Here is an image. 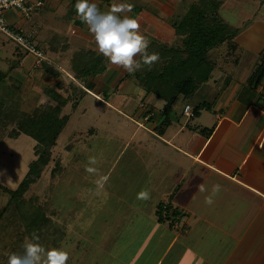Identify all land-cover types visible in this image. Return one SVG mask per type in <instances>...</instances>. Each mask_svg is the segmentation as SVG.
I'll use <instances>...</instances> for the list:
<instances>
[{
	"label": "rangeland",
	"instance_id": "obj_1",
	"mask_svg": "<svg viewBox=\"0 0 264 264\" xmlns=\"http://www.w3.org/2000/svg\"><path fill=\"white\" fill-rule=\"evenodd\" d=\"M150 2L154 3L163 14H167L173 10L176 0H150ZM45 5L40 9H35L30 18L23 17L15 8L5 10L4 17L10 26L24 34H31L35 38L34 42L36 44L38 42L44 48L50 61L56 62L57 66L62 69L64 79L67 80L73 75L68 63L72 54L81 46L71 47L66 42L74 33V24L69 20L68 23L61 20H56V23L51 22V27L47 28L48 31L36 32L34 35L36 30L34 19L42 14L40 10L44 9ZM259 5V1L254 0H225V18L230 24L239 26L236 39L242 45V58L236 79H242L244 74L250 75L251 70L259 61L258 52L261 51L260 48L264 43V4ZM242 19H244L243 23L239 22ZM155 23H158V31L154 32V27H152L151 34L158 35L162 32L169 34L171 31L168 28V32L165 23L161 21ZM64 33L67 38L64 37ZM16 47L18 46L13 40L0 34V70L5 71L13 59L18 57L19 51ZM91 50L98 53L93 48ZM28 58L29 54L25 55L21 59L22 63L25 62V66L21 65L9 74L13 79L21 82L26 98V102L25 99L22 102V108L31 111L34 103L39 99L44 83L48 81L55 85L60 78L47 77L44 79L46 75L43 76L37 66L28 70V62L26 63ZM74 60L77 61L76 58ZM114 66L111 65L114 68L113 71L110 69L105 75L99 77L98 90L95 91L98 94L93 92L84 94L58 136L56 146L52 148V157H54L71 138L80 137L71 151H62L65 171L56 179L58 183L54 195L56 214L52 216L51 227L49 226L39 242L45 248H60L66 251L69 254L67 264H121L118 261L125 262V264H156V259L153 257L158 253L157 246L161 249L159 256L164 248L163 240H158V238H168L170 234L167 231L170 227L168 222L164 223L165 228L162 229L155 220L157 218L153 213L156 210L155 200L138 198L137 191L151 193L153 185L150 180L148 181L150 187L143 181H140L138 185L135 183L137 175L141 180L143 177H150L151 171L154 174L156 168L165 162L160 164L156 158L150 160L152 158L150 156V159H146L141 167L138 166L139 163H136L135 167L136 150L133 145L122 148L123 142L130 134L132 137L136 135V138L148 136V133L146 134L137 127V123L129 119V115L137 117L139 111H143L139 107L137 95L143 97L144 93L129 79L118 85L119 79L126 71ZM28 71L30 76L26 74ZM222 74V69L216 68L209 82L204 84V88H207L206 85ZM102 83H104L103 86ZM105 92V97L110 99L112 107L114 104L117 106L127 100V108L124 107L123 110L126 109L125 112L129 115L118 113L116 107L113 109L107 107L103 95ZM198 100V97H195L191 102L194 104ZM155 102V108L161 109L163 102L158 99ZM180 103L181 99L177 100L172 109L167 112V115L175 120L170 127L173 131L179 127L175 113L179 110ZM143 105L147 107L146 103ZM205 116L209 121L212 120V113L204 109L199 115L187 118L186 121H189V126L194 128V132L200 133L202 124L204 125L207 121L202 122ZM177 117L183 120L180 115ZM142 119L143 117H140L138 120L143 121ZM142 123L144 124V121ZM91 129L93 132L89 133ZM148 141L152 142L150 138ZM34 143L35 140L25 134H21L17 139H11L5 135L4 129L0 128V211L2 212L0 217V264H7L9 253H22V245L26 238L28 239L17 218L10 211H4V205L8 199L9 190L19 184L28 171L29 162L34 159ZM74 154L77 157L82 155L83 158L79 157L80 160H78ZM90 157H96L98 164L89 165ZM86 166L96 167L99 171L96 174L89 173ZM139 169L143 173L139 172ZM47 180L54 182L48 174L45 182ZM37 192L36 186L31 185L26 198L34 196ZM147 214L149 220L146 224H142L144 215ZM143 225L145 227L142 228ZM147 238L151 239L147 242L148 245L139 247L140 240ZM134 253L138 254V258L131 256ZM144 256L149 258L144 260ZM161 264L191 263L166 259Z\"/></svg>",
	"mask_w": 264,
	"mask_h": 264
},
{
	"label": "crops",
	"instance_id": "obj_2",
	"mask_svg": "<svg viewBox=\"0 0 264 264\" xmlns=\"http://www.w3.org/2000/svg\"><path fill=\"white\" fill-rule=\"evenodd\" d=\"M90 2L96 4L97 0ZM71 3L72 0H46L44 9L40 10L42 14L34 19V35L36 32L48 31L50 23H56V20L68 23ZM107 7L103 6L100 10H110ZM134 19L140 24L142 17ZM155 22L153 26L157 32L158 23ZM69 38L66 42L71 47L80 45L81 48L91 47L96 50L95 42L84 22L80 26L74 24V33ZM263 45L264 43L262 47ZM27 62L28 70L39 67L31 54ZM239 64L232 69L231 83L218 96H215L212 89L214 82L206 85L207 88L204 85L201 88L204 98L212 102L209 109L212 120L209 121L205 116L202 121L207 120L202 128H211L208 135L189 128L188 120L186 121L188 117L182 111L183 101L175 113L179 127L175 131L170 128L175 121L171 117V124L163 134H158L154 128L164 114L154 106L158 99L155 95H137L139 107L143 109L137 117L129 115L125 112L126 109L123 110L124 107L127 108V100L112 107L110 99H104L107 107H116L118 113H127L139 129L148 133V136L139 138L130 134L123 142V149L133 145L136 150L135 167L136 163L141 167L150 156V160L156 158L160 164L165 162L156 168L154 174L151 171L150 177H143L141 180L137 175L135 183L138 185L140 181L148 183L150 180L153 187L149 198L155 200V206L162 201L183 213L173 227L167 230L170 237L167 235L168 238H158L163 240L164 248L159 256L161 249L157 246L158 253L153 257L156 264H161L166 259L174 262L188 261L191 264H264V98L258 99V95L262 96L264 93V78L261 86L252 90L246 86L249 74L236 79ZM20 65L25 66V62L21 61ZM110 69L114 70L110 66L101 76ZM45 78L47 79L46 76ZM140 117H143L144 124L138 120ZM149 138L152 142L148 141ZM139 172L143 173L141 169ZM201 184L206 189L203 192L199 191ZM215 184H219L221 190L213 197L214 202L208 205L205 198L211 195ZM151 185L148 183V187ZM140 192L142 191H137V195ZM144 216L142 224L149 220L148 214ZM164 223L166 222L157 221L162 229L165 228ZM150 241L148 238L140 240L139 247L148 245L147 242ZM134 254L131 256L138 258V254ZM148 258L144 256V260ZM118 263L125 264L121 261Z\"/></svg>",
	"mask_w": 264,
	"mask_h": 264
},
{
	"label": "trees",
	"instance_id": "obj_3",
	"mask_svg": "<svg viewBox=\"0 0 264 264\" xmlns=\"http://www.w3.org/2000/svg\"><path fill=\"white\" fill-rule=\"evenodd\" d=\"M254 1H259L260 5L264 4V0ZM76 2L77 0H72L68 16L70 21L80 26L83 22L76 14L74 7ZM121 3L133 6L131 12L123 13L124 15L143 18L140 22V33L150 41L147 51L158 53L160 57L150 68L144 66L135 73L126 71L118 83L119 85L128 79L132 80L144 96L153 94L163 102L161 111L164 117L155 126V132L163 134L171 124L172 118L167 112L177 100L183 101V108L189 105V113H184L188 118L199 115L203 109H211L212 102L204 98L202 86L209 81L213 71L220 68L223 74L213 80L212 89L215 96L221 94L231 83L232 69L242 58V46L236 39L239 26L226 20L225 0H176L173 10L167 14H163L150 0L96 2L100 9L106 5L111 9ZM153 20L165 23L167 30L168 28L171 30L170 32L168 30L169 35L163 32L155 34L156 36L154 33L151 34L150 29L154 27L155 22ZM242 21L244 19L239 22L243 23ZM37 45L40 46L38 42ZM16 49L19 51L18 57L13 59L5 71L0 70V128L4 129L5 135L11 139H17L21 134L33 138L34 159L29 162L28 171L19 184L9 190L4 211H10L17 218L29 240L35 234L39 239L34 242L39 243L45 231L51 227L52 216L56 214L54 207V195L58 186L56 179L65 171L62 151H71L80 137L71 138L54 157L52 148L56 146L58 136L79 101L84 94L95 93L98 90L99 77L111 64L91 48H80L72 54L68 63L73 75L65 80V75L56 62L48 63L42 60L39 64L41 74L60 80L56 81L55 85L48 81L44 83L39 99L29 111L22 108V102L26 98L21 82L9 74L21 66V59L28 54L19 46ZM258 60L246 80V86L252 90L261 86L264 78V45L259 52ZM26 74L30 76L29 71ZM103 95L105 97L106 92ZM195 97L199 100L192 104L191 101ZM260 98H264V93L262 96L258 95V99ZM187 123L189 124V121ZM189 128L194 129L191 126ZM90 132L92 133L93 129ZM210 132L211 128L207 127L200 130L204 135ZM75 157L78 160L83 158L82 155ZM47 174L54 182L48 180L45 182ZM31 185H35L38 192L26 198ZM155 214L158 222H168L170 227L183 216L181 211L162 201L157 204ZM1 215L0 211V217Z\"/></svg>",
	"mask_w": 264,
	"mask_h": 264
},
{
	"label": "clouds",
	"instance_id": "obj_4",
	"mask_svg": "<svg viewBox=\"0 0 264 264\" xmlns=\"http://www.w3.org/2000/svg\"><path fill=\"white\" fill-rule=\"evenodd\" d=\"M77 16L84 22L91 34L96 50L105 57L111 65L119 66L128 73H135L144 66L149 68L160 59L158 53H149L150 41L140 33V24L134 18L123 13L131 12V4H117L110 10L101 11L97 4L90 0H77L75 4ZM136 57H140L137 60ZM89 165H97L96 157H90ZM89 173H98V168L86 166ZM106 179V178H105ZM206 189L199 185V191ZM221 186H212L211 195L205 198V203L211 205L213 197L219 193ZM138 198L147 200L149 193L143 191ZM33 234L22 245L23 252L8 254L7 264H67L69 254L60 248H45Z\"/></svg>",
	"mask_w": 264,
	"mask_h": 264
},
{
	"label": "built area",
	"instance_id": "obj_5",
	"mask_svg": "<svg viewBox=\"0 0 264 264\" xmlns=\"http://www.w3.org/2000/svg\"><path fill=\"white\" fill-rule=\"evenodd\" d=\"M45 0H0V34L6 38L13 40L17 46L27 51L35 57L36 64H40L42 60L51 62L45 53L43 47L38 46L34 42V37L31 34H24L16 28L10 26L4 17V11L10 8H15L20 11L25 18H30L31 13L35 9H40L44 6ZM189 105L183 108L184 113H189Z\"/></svg>",
	"mask_w": 264,
	"mask_h": 264
}]
</instances>
